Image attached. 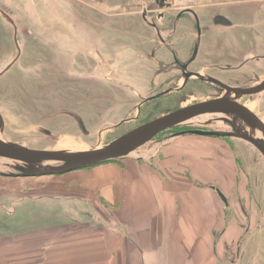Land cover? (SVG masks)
<instances>
[{
    "label": "crops",
    "instance_id": "1",
    "mask_svg": "<svg viewBox=\"0 0 264 264\" xmlns=\"http://www.w3.org/2000/svg\"><path fill=\"white\" fill-rule=\"evenodd\" d=\"M250 3L253 0H245ZM260 7L250 18L252 25L264 16V1ZM126 15L140 13L134 9ZM257 30V40L263 41L264 25ZM140 32L125 31L134 40L121 66L141 79L157 63L134 53L150 44ZM215 43L213 39L209 44ZM132 84L140 88V83ZM164 144L150 159L123 157L62 174L0 175V201L17 197L44 206L43 214H67L66 221L36 229V234L53 237L42 246L44 257L37 264H246L241 257L249 245L237 244L264 230V168L245 165L237 145L223 137L179 135ZM260 202L263 208L257 212L255 204ZM97 214L107 219L108 227L89 226ZM251 250L256 252L252 263L264 264L260 250Z\"/></svg>",
    "mask_w": 264,
    "mask_h": 264
},
{
    "label": "rangeland",
    "instance_id": "2",
    "mask_svg": "<svg viewBox=\"0 0 264 264\" xmlns=\"http://www.w3.org/2000/svg\"><path fill=\"white\" fill-rule=\"evenodd\" d=\"M68 1L48 0L47 6L36 3L40 12L45 16L56 17L60 25L39 34L35 30L28 34L25 41H20L22 59L11 68L9 74L0 77V111L6 117L7 123L6 130L1 134L4 139L18 145L33 149L63 148L62 145L66 142L85 148L104 146L159 115L154 114L152 107L147 108V105L142 107L140 113L137 110L139 103L142 104V99L155 91L142 87L144 78L140 79L139 75L134 76L125 70L119 73L117 70L120 53L128 52L127 48L134 40L133 35L125 31L138 29L140 15L131 16L124 14L123 10H110L91 14V23L88 16V10L91 9L87 5L88 0H78L74 6ZM96 8L94 11L100 12L99 7ZM49 30L55 34H50ZM212 40L210 38L208 44ZM247 42L251 44L250 41ZM209 45H206V49H209ZM260 45L264 47V41ZM7 47L13 52L16 51L12 39L1 38L0 50L5 52ZM9 59L4 60L3 64ZM21 73L27 76L26 92L13 85L8 88L10 80L14 76L20 78ZM123 77L127 83H140L143 90L131 91L122 83ZM210 94L211 91L200 90L198 95L204 98ZM194 98H189L188 103ZM240 102L251 103L254 106L253 111L264 120V92L253 98L241 99ZM9 105H13L14 110ZM57 108L61 109L60 116L55 119L57 124H44L43 118ZM63 108L76 110L77 115L83 117L89 134L82 132L78 123L74 122L73 115L69 114L68 110H62ZM223 115L210 113L206 114V119H202V115L197 117L196 121L167 129L126 158H152L163 148L165 141L172 139L170 133L175 130H232L229 124L220 120ZM136 117L138 119H134ZM125 119L128 121L118 127L119 122ZM59 122L62 123L60 127ZM42 126L50 129L52 135L43 133ZM226 140H231V144L237 145V153L245 165L252 164L253 168H264V156L252 144L238 138ZM6 162L5 159H0V175L21 177L16 175L19 174L18 170ZM16 199L17 197L0 201V264H37V260L44 257L42 246L51 243L53 237L36 234V229L49 226L56 220L66 221L67 214H43L47 212L44 206L40 207L30 200L19 202ZM255 205L257 212H260L263 204L260 202ZM52 210L49 213H52ZM247 215L249 217L251 214ZM94 216L89 220V226H109V222L101 214ZM80 225L86 227L84 224ZM240 241L237 245L248 244L250 251H245L246 254L241 257L242 262L248 264L252 257L251 264H254L252 262L255 261L256 252L251 250L252 248L259 249L260 259L264 260V230L256 231L247 243L241 244Z\"/></svg>",
    "mask_w": 264,
    "mask_h": 264
},
{
    "label": "flooded vegetation",
    "instance_id": "3",
    "mask_svg": "<svg viewBox=\"0 0 264 264\" xmlns=\"http://www.w3.org/2000/svg\"><path fill=\"white\" fill-rule=\"evenodd\" d=\"M14 1L0 0V39H12L15 42L16 50L13 52L9 47L5 48V52L0 50V63L10 58L0 68V77L9 74L11 68L22 59L20 41H25L28 34L33 33L34 30L39 34V32L42 33L60 25L56 17L45 16L36 6V3L47 6L48 0ZM76 1L78 0H69L68 2L73 5ZM80 1L82 2V0L78 2ZM92 1L99 5L95 6L90 3ZM92 1H87V5L91 7L88 10V16L110 10H123V13L131 14L134 9H137L141 15V26L138 24V29L141 31L139 35L146 42L150 41V44L145 50H141L142 52L134 53L142 56L144 60L157 63V67L155 69L151 68L149 73L142 76L144 78L142 87L146 90L155 91L143 98L142 104L139 103L137 108L139 113L142 111V107L147 105V108L152 107L154 114L161 116L185 105L224 96L226 93L225 86L260 88L256 92L242 95L240 100L246 97L253 98L255 95L264 92V47L260 45L262 41L257 40L260 34L255 32L258 31L257 28L264 25V16L262 15V18L258 20L257 26L252 25L250 22V18L256 12H261L260 5L264 0H253V3L250 4H245V0H238L236 5L228 4L229 1L227 5H216L220 2L215 0V4L212 0ZM159 5H163V7L151 8ZM96 7H99L100 12L94 11V9L97 10ZM244 13V20L240 23L239 18ZM49 33L55 34L52 30H49ZM210 38L216 40V43L215 45H209V49H206L204 42L209 41ZM124 53L121 52L117 60L119 73L128 70L127 66L121 68ZM26 79L27 76L23 73H21L20 78L14 76L8 84V88L13 85L26 92ZM122 83H125L131 91L143 90L141 85L139 88L136 84L125 82L124 77ZM200 90L211 91V94L204 96V98H202L203 96L199 97ZM195 94H197V97ZM189 98H194V100L188 103ZM60 110V108L54 109L51 114L44 117L42 120L44 124L50 126L56 124L55 119L60 116ZM62 110H68V113L73 115L74 122L78 123L80 130L85 134H89L83 117L80 114L77 115L76 110L65 108ZM77 116L84 123L85 131L78 122ZM49 119L52 120L51 123L45 122ZM127 121V119L121 120L118 127ZM42 127L43 130L41 131L43 133L52 135L50 129ZM181 131L184 130L172 131L170 133L171 138L179 136L176 133ZM224 131L231 132L232 130ZM224 131L222 130V132ZM226 138L235 137L228 136Z\"/></svg>",
    "mask_w": 264,
    "mask_h": 264
},
{
    "label": "water",
    "instance_id": "4",
    "mask_svg": "<svg viewBox=\"0 0 264 264\" xmlns=\"http://www.w3.org/2000/svg\"><path fill=\"white\" fill-rule=\"evenodd\" d=\"M160 7H163V5L151 8ZM225 87L226 93L224 96L206 99L169 111L139 125L107 145L93 148L33 149L18 145L3 138L1 133L6 130L5 126L7 123L5 122L6 117L0 111V159H5L7 165L16 168L19 172L16 175L20 176L62 174L101 164L105 161L128 157L148 142L153 141L161 132L210 113L224 114L225 117L220 120L229 124L232 127V131L189 129L176 133V135L196 134L240 138L252 144L264 156V120L256 112L240 102L242 95L256 92L260 88ZM77 119L85 131L81 118L77 116ZM217 191L221 198L226 201V197L219 188H217Z\"/></svg>",
    "mask_w": 264,
    "mask_h": 264
},
{
    "label": "bare ground",
    "instance_id": "5",
    "mask_svg": "<svg viewBox=\"0 0 264 264\" xmlns=\"http://www.w3.org/2000/svg\"><path fill=\"white\" fill-rule=\"evenodd\" d=\"M246 106H248L250 109H254V106L253 105H251V104H245ZM203 118L202 119H206L207 118V116L205 115H203L202 116ZM222 117H225L224 115L223 116H221V118ZM197 118V117H196ZM196 118H194V119H192V120H190L189 122H193V121H196V120H198V119H196ZM62 147H64V148H72V149H78L79 147H81L79 144H76V143H70V142H66L64 145H62Z\"/></svg>",
    "mask_w": 264,
    "mask_h": 264
},
{
    "label": "trees",
    "instance_id": "6",
    "mask_svg": "<svg viewBox=\"0 0 264 264\" xmlns=\"http://www.w3.org/2000/svg\"><path fill=\"white\" fill-rule=\"evenodd\" d=\"M114 161H118V160L114 159V160H109V161H105V162H114Z\"/></svg>",
    "mask_w": 264,
    "mask_h": 264
}]
</instances>
